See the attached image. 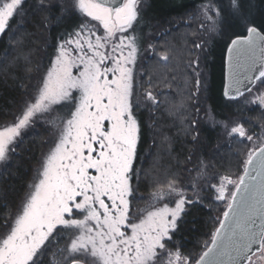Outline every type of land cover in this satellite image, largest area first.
Wrapping results in <instances>:
<instances>
[{"label":"snow or ice","instance_id":"snow-or-ice-1","mask_svg":"<svg viewBox=\"0 0 264 264\" xmlns=\"http://www.w3.org/2000/svg\"><path fill=\"white\" fill-rule=\"evenodd\" d=\"M24 3L0 0V37L12 31L18 16V28H23ZM38 6L49 13L55 8L57 19L77 14L84 19L57 45L34 99L25 103L14 123L0 128V161H7L22 129L57 107L66 109L48 121L56 129L53 146L21 207L4 222L0 264H255L253 257L264 259V135L256 137L259 146L250 148L242 161L243 174L223 175L212 183L215 177L207 176L208 165L201 161L190 185L196 199L172 177L157 186L142 215L134 214L133 180L140 176L134 161L141 133L136 110L141 104H161L152 91L138 98L133 89L131 65L138 48L136 37L127 33L139 20L141 0H38ZM243 8V0H227V5L208 0L200 9L201 27L206 21L207 30L216 32L226 13L242 21L246 34L236 35L227 47L224 95L238 100L257 88L245 103L264 109V91L257 87V82L264 86V31ZM50 19L44 17V27ZM100 30L103 34L97 35ZM193 48L202 45L194 41ZM198 63V58L190 61ZM195 83L199 89L198 78ZM224 127L229 137L254 140L243 123ZM260 127L264 132V124ZM201 180L215 200L225 202L226 210L203 250L185 254L173 243L177 221L186 205L200 202Z\"/></svg>","mask_w":264,"mask_h":264},{"label":"trees","instance_id":"trees-1","mask_svg":"<svg viewBox=\"0 0 264 264\" xmlns=\"http://www.w3.org/2000/svg\"><path fill=\"white\" fill-rule=\"evenodd\" d=\"M223 2L227 5V0ZM206 3L208 0H143L139 20L134 31L130 29L138 48L132 68L134 92L140 98L152 91L161 101L159 108L141 104L136 110L141 133L134 167L140 176L133 180V211L172 177L178 180V187L195 195L190 185L201 161L208 165L207 176L215 177L212 183L223 175H241L251 142L229 137L224 125L230 128L243 123L249 134L262 133L264 109L245 103L249 93L238 100L223 94L226 49L232 38L246 32L244 25L226 13L216 32H205L200 16L194 14ZM243 4L244 15L264 31V0H243ZM23 9V28H18V16L12 21V31L0 37V127L14 122L25 103L34 99L57 45L84 19L79 14L57 19L60 13L55 8L51 13L41 10L38 0H25ZM45 16L51 17L47 28L41 23ZM182 20L188 23H179ZM194 41L202 48L194 49ZM197 58L198 67L190 65ZM257 87L264 89L259 82ZM65 111L57 107L43 116L45 120L38 119L17 138L15 151L0 166V234L5 231V220L21 207L53 140L54 128L48 121ZM197 192L201 200L187 205L173 241L185 254L198 255L203 250L226 209L225 202L214 199L205 181L198 182Z\"/></svg>","mask_w":264,"mask_h":264},{"label":"rangeland","instance_id":"rangeland-1","mask_svg":"<svg viewBox=\"0 0 264 264\" xmlns=\"http://www.w3.org/2000/svg\"><path fill=\"white\" fill-rule=\"evenodd\" d=\"M142 2H143V0H141V5H142ZM201 7H202V6H200L198 9H196L194 15H196V16H200L199 19H200V21H201V23H202V21L204 20V18H203V16L200 15V9H201ZM186 20H187V19H186ZM186 20H182V21H180L179 23H183V24L186 25V24L188 23V21H186ZM93 23H95V22H93ZM200 27H201V25H200ZM201 29H204L205 32H206V31H207V32H210V31L207 30V22H206V21L204 22V27H201ZM102 34H103L102 30H100V31L97 32V35H102ZM127 34H128V35H133V34L130 33V30H129V32H128ZM74 47H75V45H72V46H71V48H74ZM71 48H70V51H71ZM51 67H52V65H51ZM131 67L133 68V65H131ZM73 71L75 72L76 69H73ZM259 89H260V91H264V89H262V88H259ZM256 92H257V88H254V89H253V92L248 94V96H247L248 99H251V97H252L253 95H255ZM39 120H45V119H44L43 117H40ZM37 121H38V119H37L33 124H31L30 126H33ZM14 122H15V121H14ZM14 122H12V123H14ZM12 123H11V124H12ZM8 125H10V124H8ZM8 125H6V126H8ZM30 126H28L27 128L22 129V130H21V135H22L23 132H24L25 130H27ZM3 127H5V126H1L0 128H3ZM55 131H56V129H54V131H53V140L50 142V145H49V147H48L47 150H46V155L48 154V152L50 151L51 147L53 146V141H54V137H55ZM21 135H20V136H21ZM260 135H264V132L258 134L257 136H260ZM233 136H236V135H233ZM257 136H254V140L251 141V147H250V148H252L254 145H255V146H259V141L256 140V137H257ZM249 150H250V149H249ZM248 152H249V151H248ZM46 155H45V157H46ZM4 162H5V161H0V166H1ZM152 194H153V193H151V194L148 196V198H147L146 201L140 206V208H138L137 210L133 211L134 214H136V215H142V214H143L142 210L148 208V206H149L150 204L153 203V201H152ZM186 194H187L189 197H192L193 199H196V194H195V195H192V194L189 193V192H186ZM213 196H215V193H214V192H213ZM173 199H174V198H173ZM214 199H215V198H214ZM220 202H223V201H220ZM188 205H189V204H188ZM155 206H156V207H160V206H162V205H161V204H156ZM169 206H170V207H174V204L171 203V202H169ZM186 208H187V205L185 206V209H186ZM181 215H182V214H181ZM178 221H179V219H178ZM178 221H177V223H178ZM253 261H255V264H264V259H259L258 257H253Z\"/></svg>","mask_w":264,"mask_h":264},{"label":"water","instance_id":"water-1","mask_svg":"<svg viewBox=\"0 0 264 264\" xmlns=\"http://www.w3.org/2000/svg\"><path fill=\"white\" fill-rule=\"evenodd\" d=\"M244 34H246V32L244 33ZM235 38V37H234ZM231 42V41H230ZM230 42H229V44H230ZM228 44V45H229ZM228 47V46H227ZM227 58H228V54H227V49H226V53H225V66H224V87H223V94H224V92H225V86L229 83V81H228V66H227ZM245 94H247V93H245ZM224 97L226 98V99H229L228 97H226L225 95H224ZM242 174H243V172H242ZM256 176V172H250V177H255ZM226 210V209H225ZM218 227V226H217Z\"/></svg>","mask_w":264,"mask_h":264}]
</instances>
